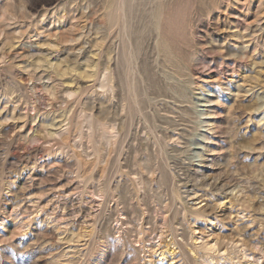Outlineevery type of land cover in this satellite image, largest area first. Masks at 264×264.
Masks as SVG:
<instances>
[{"label": "rangeland", "instance_id": "obj_1", "mask_svg": "<svg viewBox=\"0 0 264 264\" xmlns=\"http://www.w3.org/2000/svg\"><path fill=\"white\" fill-rule=\"evenodd\" d=\"M0 264H264V0H0Z\"/></svg>", "mask_w": 264, "mask_h": 264}, {"label": "water", "instance_id": "obj_2", "mask_svg": "<svg viewBox=\"0 0 264 264\" xmlns=\"http://www.w3.org/2000/svg\"><path fill=\"white\" fill-rule=\"evenodd\" d=\"M159 18H160V17H159ZM159 18H158V21H157V22H158V27H159Z\"/></svg>", "mask_w": 264, "mask_h": 264}, {"label": "bare ground", "instance_id": "obj_3", "mask_svg": "<svg viewBox=\"0 0 264 264\" xmlns=\"http://www.w3.org/2000/svg\"><path fill=\"white\" fill-rule=\"evenodd\" d=\"M212 130V129H211Z\"/></svg>", "mask_w": 264, "mask_h": 264}]
</instances>
